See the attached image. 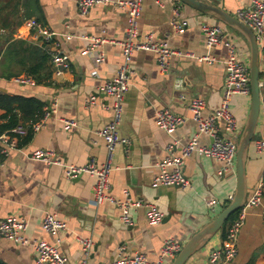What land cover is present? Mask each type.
Masks as SVG:
<instances>
[{
  "label": "crops",
  "instance_id": "0c3cea01",
  "mask_svg": "<svg viewBox=\"0 0 264 264\" xmlns=\"http://www.w3.org/2000/svg\"><path fill=\"white\" fill-rule=\"evenodd\" d=\"M0 4V94L36 97L47 105L57 102L58 111L51 115L45 126L33 133L30 141L9 148L1 153L5 144L0 140V218L10 215L24 217L28 223L26 236L42 238L57 246L70 264L87 258L88 264H100L114 259L121 245L127 253L144 252L151 260L157 259L163 243L178 239L185 243L195 232L210 221L229 202L228 195L236 187L235 174L218 175L220 163L205 156L188 158L183 167L191 186L152 185L158 172L157 163L167 155V145L175 143L176 152L197 132V123L188 108L191 97L206 101L204 115L219 106L223 96L225 58L227 48L220 44L208 48L201 31L202 23L219 24L224 28V39L230 38L238 45L239 58L249 64V47L234 29L179 0H144L138 20L139 36L152 33L158 40L194 56L210 54L214 62H198L191 56L174 57L170 69H160L153 51H136L132 57L130 87L125 95L124 112L120 126L122 136L129 145L116 148L115 169L110 176L108 193L117 200L125 199L128 189L133 198L153 203L165 217L157 226L149 225L146 207L131 210L132 225L121 220V210L116 203L105 201L97 204L93 199L95 177L81 174L68 179L62 165H50L33 157L37 149L53 150L64 163L84 165L91 159L103 163L107 157L105 141L99 131L110 121L108 108L113 97L103 90V85L116 76L123 60L122 48L117 43L106 42L100 46L105 53L102 63L82 53L92 42V37L123 39L128 27L126 9L115 4L92 7L87 14H80L76 0H27L13 8ZM24 2V0H20ZM236 16L242 5L251 0H211ZM179 15L175 16L174 9ZM25 10L33 13L24 18ZM7 18L8 22H4ZM187 21L183 32H175L171 21ZM34 19L49 26L57 34L71 70L61 76L51 73L47 81L20 83L17 77L30 75L31 63L39 57V49L30 38L31 29L26 24ZM7 24V26L5 25ZM70 33L71 37L66 38ZM238 43H237V42ZM261 48L262 109L257 138L264 123V36ZM49 65V64H48ZM29 75V76H28ZM186 99L182 100L181 95ZM93 101V102H91ZM251 97L236 95L231 107L244 122L250 109ZM161 108L182 114L186 122L172 134L156 124V112ZM5 109L0 108V123ZM21 117L22 113L18 111ZM59 117L75 119L78 126L66 130ZM23 125L30 120L21 119ZM3 133L9 134V131ZM199 141L209 138L200 135ZM249 194L261 181L264 184V154L259 153L252 141L247 161ZM216 200L214 211L207 204ZM264 189L262 202L247 209L244 224L238 237V253L231 264H264ZM46 212L63 218L67 229L49 233L42 228ZM78 237L92 241L90 252L84 254ZM218 233L187 264H207L211 248L219 247L223 240ZM37 252L32 245L17 243L0 234V264H35Z\"/></svg>",
  "mask_w": 264,
  "mask_h": 264
},
{
  "label": "built area",
  "instance_id": "2783aa9c",
  "mask_svg": "<svg viewBox=\"0 0 264 264\" xmlns=\"http://www.w3.org/2000/svg\"><path fill=\"white\" fill-rule=\"evenodd\" d=\"M144 0H76L80 14H87L88 11L99 5L115 4L124 8L128 14V27L123 39H106L102 37H92V42L82 50V53L91 56L95 63H102L105 60V53L100 46L106 42L117 43L122 48L123 60L119 66L115 77L103 85V90L113 97L112 104L108 107L112 111L110 121L99 131V136L105 141L107 157L105 162L98 163L91 159L87 164L75 165L64 163L62 159L51 149H37L33 152V157L44 161L50 165H62L64 173L68 179H72L81 174H89L95 177L93 184V199L97 204L109 201L118 204L121 210V220L126 225H132L131 210L146 207V218L149 225L157 226L162 223L165 213L153 203H145L141 198H133L128 189L125 192V199L117 200L108 193L111 188L110 176L115 169L116 148L120 144L129 145L130 140L120 133V126L124 112L125 95L130 87L132 74L131 61L136 51L149 50L156 53L160 69L167 73L170 69L171 59L184 55L195 58L198 62H214L216 58L210 54L194 56L190 53H183L180 49L171 47L166 41L158 40L152 33L139 36L138 20L141 16ZM175 16L179 15L178 8L174 9ZM236 17L246 23L256 34L259 42L264 36V0H251L247 5H242L236 13ZM26 24L31 29L30 38L32 41L45 50L50 55V63L53 73L61 76L71 70L68 57L57 40L56 32L47 25L34 19H29ZM175 32H183L187 26V21H171ZM201 31L204 35L205 44L208 48H214L224 44L227 48L225 58V76L223 83V96L219 106L215 111L207 116L204 115L206 101L201 97H191L188 108L192 119L197 123L198 132L185 144L181 145L179 152H176L175 143L167 145V155L157 163L158 172L155 175L152 185L176 186L188 188L191 186L190 179L185 175L183 167L188 158L197 155L211 157L220 163L218 169L219 176L235 174L237 142L241 133L240 120L234 114L231 102L236 95H251L250 68L249 64L239 58L237 44L230 38L224 39V28L219 24L202 23ZM66 38L71 37L67 33ZM20 83H33L32 77L20 76L16 78ZM184 99L185 95H181ZM93 102V101H91ZM58 111L57 102L45 107L42 118L33 124L32 131L37 132L42 129L48 118ZM66 130H71L78 126L75 119L65 117L58 118ZM187 120L182 114L176 113L169 108H161L156 112L157 126L172 134L178 127ZM14 135L0 133V140L5 144L1 153L7 154L9 148L18 146L21 136L28 133L23 125H18L11 130ZM200 135L209 138L207 143L199 141ZM256 150L264 154V123L260 135L253 139ZM264 184L261 181L248 194L243 206L238 210L237 217L228 225L226 236L219 247L210 249L207 264H231L238 253V237L244 224L247 209L259 205L263 199ZM229 201L233 193L228 195ZM216 200H209L207 204L214 211ZM264 218V211H263ZM28 221L21 216L10 215L0 218V234L17 243L32 245L37 252L35 264H70L68 259L60 253L57 246L50 244L42 238H30L26 236ZM67 222L53 212H46L42 220V228L49 233H59L67 229ZM83 246L84 254L88 256L92 241L89 238L78 237ZM183 246L182 241L174 238L166 240L160 248L157 259L151 260L144 252L127 253L126 246L121 245L117 256L100 264H170ZM77 264H88L87 258L82 259Z\"/></svg>",
  "mask_w": 264,
  "mask_h": 264
},
{
  "label": "water",
  "instance_id": "95a60500",
  "mask_svg": "<svg viewBox=\"0 0 264 264\" xmlns=\"http://www.w3.org/2000/svg\"><path fill=\"white\" fill-rule=\"evenodd\" d=\"M207 15H210L226 26L234 29L246 41L249 47V68L251 102L250 109L237 142L236 154V187L232 199L210 221L195 232L185 243L170 264H187V262L201 251L218 233H222L225 223L231 214L238 211L245 203L249 194L247 179V161L249 151L257 132L261 109V48L255 32L246 23L231 14L211 0H179ZM186 99V96L185 98ZM182 99V100H184ZM189 102V101H188Z\"/></svg>",
  "mask_w": 264,
  "mask_h": 264
},
{
  "label": "trees",
  "instance_id": "16d2710c",
  "mask_svg": "<svg viewBox=\"0 0 264 264\" xmlns=\"http://www.w3.org/2000/svg\"><path fill=\"white\" fill-rule=\"evenodd\" d=\"M1 1L2 0H0V4ZM26 1L27 0H24V2H21L20 0H10L3 6L12 4L13 8L16 9V6L26 3ZM23 16L24 18H30L33 16V13H29L25 10ZM4 22H8L7 18L4 20ZM5 25L7 26L6 23ZM38 52V59L30 64L27 72L30 77H33L37 82L47 81L50 79L51 73L53 72L52 65L50 63V55L43 49H39ZM44 106V102L36 97L0 94V108L6 110V113L3 115L5 120L0 123V133L9 131L10 135H14L11 130L20 124L23 125L21 123V119L26 121L30 120L29 124L23 125L28 130V133L19 138L20 145L27 143L33 136V124L38 122L45 113ZM18 111L22 113L21 117L18 115ZM238 212L239 211H236L235 213L231 214L228 221L225 223L224 229L221 233L223 238L226 236L229 223H231L237 217Z\"/></svg>",
  "mask_w": 264,
  "mask_h": 264
},
{
  "label": "rangeland",
  "instance_id": "374dc122",
  "mask_svg": "<svg viewBox=\"0 0 264 264\" xmlns=\"http://www.w3.org/2000/svg\"><path fill=\"white\" fill-rule=\"evenodd\" d=\"M240 35V34H239ZM241 36V35H240ZM242 37V36H241ZM237 42V41H236ZM238 43V42H237ZM238 46V45H237ZM243 125H244V122H240V128H241V130H242V128H243ZM258 132V131H257ZM257 132H256V134L254 135V137H256V135H257Z\"/></svg>",
  "mask_w": 264,
  "mask_h": 264
}]
</instances>
